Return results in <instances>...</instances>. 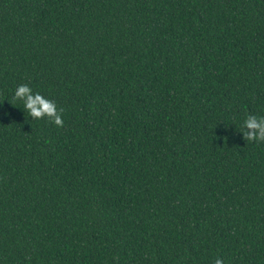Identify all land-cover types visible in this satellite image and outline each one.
Listing matches in <instances>:
<instances>
[{
    "label": "trees",
    "instance_id": "trees-1",
    "mask_svg": "<svg viewBox=\"0 0 264 264\" xmlns=\"http://www.w3.org/2000/svg\"><path fill=\"white\" fill-rule=\"evenodd\" d=\"M250 114L264 0H0V264H264Z\"/></svg>",
    "mask_w": 264,
    "mask_h": 264
},
{
    "label": "clouds",
    "instance_id": "clouds-1",
    "mask_svg": "<svg viewBox=\"0 0 264 264\" xmlns=\"http://www.w3.org/2000/svg\"><path fill=\"white\" fill-rule=\"evenodd\" d=\"M15 98L23 100L24 107L33 119L49 118L58 127H63L62 119L64 109L57 107L56 103L50 99H46L39 92L33 93L32 88L27 84L19 85L15 90ZM243 131L246 141H262L264 142V117L256 115H248L244 121ZM214 264H224V261L217 257Z\"/></svg>",
    "mask_w": 264,
    "mask_h": 264
}]
</instances>
